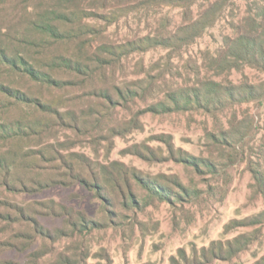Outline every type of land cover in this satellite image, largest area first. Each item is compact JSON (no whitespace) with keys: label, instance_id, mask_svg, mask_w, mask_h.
Listing matches in <instances>:
<instances>
[{"label":"rangeland","instance_id":"obj_1","mask_svg":"<svg viewBox=\"0 0 264 264\" xmlns=\"http://www.w3.org/2000/svg\"><path fill=\"white\" fill-rule=\"evenodd\" d=\"M238 4L239 17L218 18L181 57L151 50L144 68L135 55L124 60L125 71L84 78L38 63L73 55L72 46L30 50L39 68L72 82L59 89L0 64V84L52 108L45 112L0 90V264H264V195L253 172H264V70L246 66L216 75L210 61L227 37L251 28V18H241L247 4ZM11 16L2 6L0 41L9 53L20 44L5 30L20 39L26 27ZM150 71L156 83L144 99L118 95V86L137 87L138 74ZM197 74L256 84L257 97L211 111L151 107ZM191 156L215 166L183 161ZM79 175L100 182L107 198ZM138 176L158 178L176 195H154ZM92 221L98 225L88 229Z\"/></svg>","mask_w":264,"mask_h":264},{"label":"trees","instance_id":"obj_2","mask_svg":"<svg viewBox=\"0 0 264 264\" xmlns=\"http://www.w3.org/2000/svg\"><path fill=\"white\" fill-rule=\"evenodd\" d=\"M239 2L247 4V15L241 18H251V28L227 37L224 47L216 55L210 56V61L216 66L219 73L216 75L242 71L246 66L264 70V3L257 5L254 0H0V9L5 6L6 12L12 15L11 18L26 25L20 39L13 36L11 31L5 30L4 35L19 42L20 46L9 53L8 47L0 41V64L22 72L37 83L59 89L71 85L72 82L55 78L50 71L39 68L35 64L38 60L27 54L30 50H37L41 54L46 53L53 44L72 46L74 56L63 54L54 56L51 63L43 60L38 63L42 68L60 67L84 78L93 77L98 70L113 71L117 67L124 70V60L135 55L141 58L135 65L140 64L144 68V56L149 51L168 49L169 53L176 51V57H181L186 48L198 43L208 34L218 18L239 17L241 13L237 14L239 8H236ZM153 18H159L158 25L148 22ZM168 18H181V21L170 22ZM143 22L146 23L144 32L141 30ZM122 29H125L123 34ZM111 74L112 79H115V71ZM138 75L140 85L137 87L142 91L138 94L134 90L136 86H129L125 90L118 86V95L122 99H144L156 83L151 71L145 72L143 76ZM192 77L194 78L189 79L188 85L168 93L164 102H158L151 107L161 113L200 108L211 111L230 101L242 103L257 97L258 86L248 81L236 84L233 81L225 83L213 77H200L199 74ZM0 90L17 98L22 104L42 107L45 112L52 111L48 105L42 106L39 100L20 90L4 84H0ZM105 95L111 103H117L109 92ZM219 139L225 140L220 135L218 141ZM183 161L194 166H215L210 160H200L192 156L189 159L184 158ZM253 172L257 188L264 195V172L257 168ZM77 179L89 186L99 197L107 198L100 182H92L80 175ZM138 179L151 193L161 198L168 192L176 195L158 178L154 182L145 181L139 176ZM131 200L133 204L136 202L135 198ZM87 223L86 221L85 227ZM90 223L92 225L88 229L98 225L94 221Z\"/></svg>","mask_w":264,"mask_h":264}]
</instances>
